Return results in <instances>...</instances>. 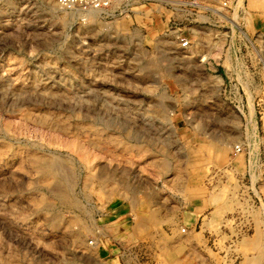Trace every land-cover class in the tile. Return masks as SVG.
Returning a JSON list of instances; mask_svg holds the SVG:
<instances>
[{
    "label": "rangeland",
    "instance_id": "374dc122",
    "mask_svg": "<svg viewBox=\"0 0 264 264\" xmlns=\"http://www.w3.org/2000/svg\"><path fill=\"white\" fill-rule=\"evenodd\" d=\"M55 1L0 0V264H208L187 195L238 193L242 221L264 204V0L212 26L172 0L84 21Z\"/></svg>",
    "mask_w": 264,
    "mask_h": 264
},
{
    "label": "crops",
    "instance_id": "0c3cea01",
    "mask_svg": "<svg viewBox=\"0 0 264 264\" xmlns=\"http://www.w3.org/2000/svg\"><path fill=\"white\" fill-rule=\"evenodd\" d=\"M253 158L255 159V156ZM247 176L251 182V175L247 173ZM200 193L196 202L194 198L190 199L189 194L187 195L185 216L188 228L192 232V238L208 241L205 245L203 244L201 253L203 260L208 264H244L241 256L235 252L236 246L246 238H259L262 241L254 247L255 252L251 258V264H264V206H262L264 204L261 198L253 194L249 196L251 202L249 205L254 206L261 216L256 219L250 217L242 221L241 214L236 209L238 205H241L240 194L230 195V204H226V201L222 202L220 195L212 194V188L202 189ZM236 201H239V204ZM229 208L233 211L230 212ZM219 240L231 243L223 245V250L214 251L215 248L212 245ZM228 248L231 249L228 250ZM213 255H216L217 259Z\"/></svg>",
    "mask_w": 264,
    "mask_h": 264
},
{
    "label": "built area",
    "instance_id": "2783aa9c",
    "mask_svg": "<svg viewBox=\"0 0 264 264\" xmlns=\"http://www.w3.org/2000/svg\"><path fill=\"white\" fill-rule=\"evenodd\" d=\"M131 1L133 0H56V3L60 10L77 13L81 16L79 20L84 21L85 17L83 14L88 11H100L101 13H106L114 8H121V13H124L125 6ZM238 1L239 0H172L166 3L165 6L169 5V8L173 13V15H170V18L173 17V19H175L174 16L181 15L182 18L187 17L184 18L187 20L188 17H196L197 19H200L202 16L208 20H195L194 22L197 21L200 25L212 26L213 24L210 22L217 16V13L221 16H225L226 13L232 10L233 5ZM213 11L215 14H213ZM115 12L116 11L113 13ZM175 32H177L176 40L180 51L185 52L192 48L195 41L192 39L193 36L191 34L185 33L180 29H176ZM184 33L186 36H184ZM232 152L234 155L241 153H247V155H249L248 148L243 142L234 145Z\"/></svg>",
    "mask_w": 264,
    "mask_h": 264
},
{
    "label": "bare ground",
    "instance_id": "6f19581e",
    "mask_svg": "<svg viewBox=\"0 0 264 264\" xmlns=\"http://www.w3.org/2000/svg\"><path fill=\"white\" fill-rule=\"evenodd\" d=\"M53 1V0H52ZM56 2V1H55ZM53 3V2H52ZM54 4V3H53ZM51 5V4H50ZM56 5V4H55ZM234 24V23H233ZM245 36V35H244ZM219 42V41H218ZM230 123V122H229ZM57 164H55V166H56Z\"/></svg>",
    "mask_w": 264,
    "mask_h": 264
}]
</instances>
